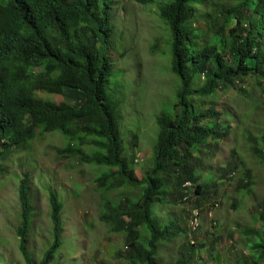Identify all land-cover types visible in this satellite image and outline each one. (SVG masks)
<instances>
[{
    "label": "trees",
    "instance_id": "16d2710c",
    "mask_svg": "<svg viewBox=\"0 0 264 264\" xmlns=\"http://www.w3.org/2000/svg\"><path fill=\"white\" fill-rule=\"evenodd\" d=\"M122 1L0 3V165L17 150H28L39 135L61 132L67 145L59 154L113 170L96 178L104 196L100 220L112 232L125 235V258L131 264H196L205 249L198 239L185 241L180 253L164 254L187 230L175 219L168 222L158 211L170 201L187 204L191 191L202 196L208 189L200 182L201 159L197 153L232 131L229 124L224 127L216 123L221 119L214 106L216 96L229 90L244 92L240 85L246 78L257 79L264 88V0H170L162 4L160 16L173 37L172 70L180 78L181 88L177 114L158 118L155 165L142 178L125 156L120 139L121 102L108 94L115 73L110 57L112 21ZM135 1L143 5L156 2ZM201 24L207 32L197 36ZM40 94L64 100L55 103ZM85 148L93 153L88 154ZM255 154L264 163V152ZM189 165L194 171L184 173ZM248 175L251 179V171ZM30 183V175L25 173L19 185L20 252L26 264H53L64 245L63 200L50 189L51 243L37 263L27 248L34 219ZM252 186V180L245 184L250 194L254 192ZM129 187L142 188L141 197L136 201L127 196L118 202L110 200L112 192ZM195 203L191 204L193 214L198 212L201 218L202 201ZM257 222L260 227L247 228L244 235L263 239L251 247L262 251L260 259H264V209Z\"/></svg>",
    "mask_w": 264,
    "mask_h": 264
},
{
    "label": "rangeland",
    "instance_id": "374dc122",
    "mask_svg": "<svg viewBox=\"0 0 264 264\" xmlns=\"http://www.w3.org/2000/svg\"><path fill=\"white\" fill-rule=\"evenodd\" d=\"M167 1L170 0L143 5L123 0L116 6L112 21L110 57L115 73L108 94L112 100L121 102L120 139L139 178L155 165L158 118L177 114L181 80L172 70V31L160 16L162 4ZM0 3L6 4L7 0ZM197 28V36L206 34L204 25ZM195 82L200 86L199 78ZM240 87L244 92L229 90L214 99L221 119L209 123L224 127L229 124L232 131L227 138L218 137L197 153L201 159L200 182L209 186L204 190V198L194 190L190 192L191 202L170 201L159 208L161 217L168 222L175 219L187 230L165 255L180 253L185 241L198 239L205 244L204 254L196 258L199 264H264V259H260L262 251L251 247L253 243L261 244L263 239L244 235L245 229L260 227L257 218L264 209V163L255 154L264 152V88L255 78H246ZM40 96L55 103L64 100L60 96ZM192 100L195 102L197 96ZM66 145L61 132L39 135L28 150H17L1 163L0 264H26L17 234L21 210L19 185L25 173L30 175L34 206L27 248L37 263L51 243L49 191L54 189L64 204V245L53 264H131L125 258L128 251L125 235L112 232L100 220L104 196L96 178L113 170L59 154ZM85 151L93 153L89 148ZM192 171L191 165L183 169L187 174ZM249 180L253 181V194L245 188ZM141 195L142 188L129 187L112 192L109 198L118 202L127 196L136 201ZM199 200L202 215L196 222L198 212L193 214L190 203L196 205Z\"/></svg>",
    "mask_w": 264,
    "mask_h": 264
},
{
    "label": "bare ground",
    "instance_id": "6f19581e",
    "mask_svg": "<svg viewBox=\"0 0 264 264\" xmlns=\"http://www.w3.org/2000/svg\"><path fill=\"white\" fill-rule=\"evenodd\" d=\"M82 1V0H81ZM85 3V2H84ZM221 3V2H220ZM168 6V5H167ZM165 7V6H164ZM234 8V7H233ZM105 10V9H104ZM198 10V9H197ZM95 11V10H94ZM165 11V10H164ZM88 13V12H87ZM233 14V13H232ZM107 15H109V14H107ZM106 15V16H107ZM231 16V15H230ZM251 23V22H250ZM88 24V23H87ZM111 25V24H110ZM216 37V36H215ZM255 38V37H254ZM263 38V37H262ZM220 40H222V39H220ZM221 42V41H220ZM214 44V43H213ZM190 47V46H189ZM256 49V48H255ZM214 52V51H213ZM212 52V53H213ZM211 58V57H210ZM32 75V74H31ZM190 105V104H189ZM224 118V117H223ZM163 122V121H162ZM21 157V156H20ZM179 170V169H178ZM199 175V174H198ZM200 184V183H199ZM210 185V184H209ZM220 186V185H219ZM58 190V189H57ZM52 192H54V191H52ZM198 198V197H197ZM110 202V201H109ZM190 204H192V203H190ZM212 204V203H211ZM116 206V205H115ZM130 207V206H129ZM130 209V208H129ZM134 209V208H133ZM63 212V211H62ZM61 212V213H62ZM185 213V212H184ZM132 214V213H131ZM119 216H121V215H119ZM138 217V216H137ZM211 217V216H210ZM235 218V217H234ZM196 219V218H195ZM195 221V220H194ZM200 221V218H199V220H198V222ZM137 222V221H136ZM188 222V221H187ZM231 224V223H230ZM199 226H200V224H199ZM198 226V227H199ZM63 227V226H62ZM184 227V226H183ZM110 229V228H109ZM198 233V232H197ZM203 236V235H202ZM204 237V236H203ZM249 237V236H248ZM203 239V238H202ZM194 240V239H193ZM208 243V242H207ZM216 244V243H215ZM191 254V253H190ZM134 260V259H133ZM241 260V259H240Z\"/></svg>",
    "mask_w": 264,
    "mask_h": 264
},
{
    "label": "built area",
    "instance_id": "2783aa9c",
    "mask_svg": "<svg viewBox=\"0 0 264 264\" xmlns=\"http://www.w3.org/2000/svg\"><path fill=\"white\" fill-rule=\"evenodd\" d=\"M199 215V213H197V216ZM198 220H199V217H197L196 219H195V221L196 222H198Z\"/></svg>",
    "mask_w": 264,
    "mask_h": 264
}]
</instances>
